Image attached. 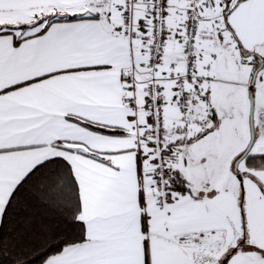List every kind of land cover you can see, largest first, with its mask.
Segmentation results:
<instances>
[{
	"label": "snow or ice",
	"instance_id": "obj_1",
	"mask_svg": "<svg viewBox=\"0 0 264 264\" xmlns=\"http://www.w3.org/2000/svg\"><path fill=\"white\" fill-rule=\"evenodd\" d=\"M0 264H264V0H0Z\"/></svg>",
	"mask_w": 264,
	"mask_h": 264
}]
</instances>
